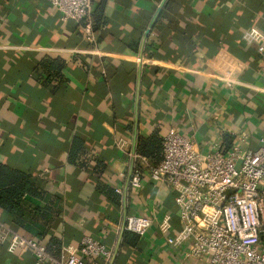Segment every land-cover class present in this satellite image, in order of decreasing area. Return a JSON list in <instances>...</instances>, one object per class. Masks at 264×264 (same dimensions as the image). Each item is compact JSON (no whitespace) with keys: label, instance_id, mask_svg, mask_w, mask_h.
Instances as JSON below:
<instances>
[{"label":"crops","instance_id":"obj_1","mask_svg":"<svg viewBox=\"0 0 264 264\" xmlns=\"http://www.w3.org/2000/svg\"><path fill=\"white\" fill-rule=\"evenodd\" d=\"M159 2L93 0L101 21L89 41L83 23L64 21L48 1L0 0V162L28 172L40 192L26 197L23 226L0 208V232L32 238L55 257L89 236L111 257L116 249L111 264H204L184 256L176 193L150 179L153 162L136 152L137 137L174 128L202 154L216 144L259 147L264 0H170L140 58ZM46 57L65 61L59 76L40 67ZM165 214L172 230L162 234L156 221ZM128 215L155 220L134 246L122 243ZM10 238L0 240V264H32L30 248L7 250Z\"/></svg>","mask_w":264,"mask_h":264},{"label":"built area","instance_id":"obj_2","mask_svg":"<svg viewBox=\"0 0 264 264\" xmlns=\"http://www.w3.org/2000/svg\"><path fill=\"white\" fill-rule=\"evenodd\" d=\"M45 1L64 21L83 23V36L95 40L93 0ZM263 49L259 47V51ZM245 141L246 136H241L239 142ZM148 175L166 182L176 193L181 224L178 242L189 243L185 257L200 258L204 264H264V134L256 149H243L238 144L225 150L216 144L213 151L202 154L192 137L169 128L162 137V159L148 165ZM130 182L140 186L137 170ZM115 191L122 193L119 188ZM154 222L152 217L128 215L124 229L143 235ZM156 223L162 234L171 232V214ZM9 234L7 250L12 253L18 247L30 248L32 264H107L111 257L106 245L89 236L81 239L77 251L64 248V253L55 257L41 243L12 230L0 232V240H7Z\"/></svg>","mask_w":264,"mask_h":264},{"label":"trees","instance_id":"obj_3","mask_svg":"<svg viewBox=\"0 0 264 264\" xmlns=\"http://www.w3.org/2000/svg\"><path fill=\"white\" fill-rule=\"evenodd\" d=\"M170 0H166L158 18L154 23L156 26L157 21L162 16L164 8ZM92 26L96 29L100 24V19L94 12L91 13ZM93 28V29H94ZM145 50L154 47L149 41L145 42ZM65 61L61 58H43L40 67L49 71L52 76H59L60 71L64 68ZM76 150H72L74 152ZM136 152L142 156L148 157L153 164H157L162 159V138L157 133L151 136L137 137ZM94 170L97 171V166ZM102 167V166H101ZM27 196H40V192L31 182L30 174L18 168L9 167L0 162V208L8 212L12 216V220L16 226H23L27 216L28 200ZM137 234L134 235L130 231H124L122 236V243L124 245L134 246L137 240Z\"/></svg>","mask_w":264,"mask_h":264},{"label":"water","instance_id":"obj_4","mask_svg":"<svg viewBox=\"0 0 264 264\" xmlns=\"http://www.w3.org/2000/svg\"><path fill=\"white\" fill-rule=\"evenodd\" d=\"M165 1L166 0H160L157 8L155 9V11H154V13H153V15H152L147 27H146L144 33H143V36L141 38V43H140V52H139V57L140 58L142 56V50H143V45H144L145 39H146L147 35L150 33L151 29L153 28V25H154L156 19L158 18ZM139 77H140V65H139V69H138V80H137L138 84H139ZM136 125H137V122L135 120V128H136ZM134 149H135V134L133 136L132 154H134ZM132 161L133 160L131 158L130 172H131V168H132ZM129 176H130V174H129ZM123 230H124V223L122 224L121 233L123 232ZM115 253H116V249H115V251L113 253V256L111 257L110 264L112 263V260H113V258L115 256Z\"/></svg>","mask_w":264,"mask_h":264}]
</instances>
